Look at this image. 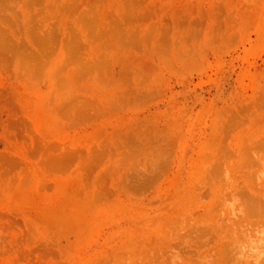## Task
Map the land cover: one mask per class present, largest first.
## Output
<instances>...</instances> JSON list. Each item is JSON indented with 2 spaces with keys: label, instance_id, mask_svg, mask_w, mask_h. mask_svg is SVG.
I'll return each instance as SVG.
<instances>
[{
  "label": "rangeland",
  "instance_id": "374dc122",
  "mask_svg": "<svg viewBox=\"0 0 264 264\" xmlns=\"http://www.w3.org/2000/svg\"><path fill=\"white\" fill-rule=\"evenodd\" d=\"M231 192L264 203V0H0V264H238Z\"/></svg>",
  "mask_w": 264,
  "mask_h": 264
},
{
  "label": "bare ground",
  "instance_id": "6f19581e",
  "mask_svg": "<svg viewBox=\"0 0 264 264\" xmlns=\"http://www.w3.org/2000/svg\"><path fill=\"white\" fill-rule=\"evenodd\" d=\"M231 193L234 197V201L236 200V203L239 201L245 206V211L239 206L238 208L235 207L236 205L232 207L231 248L233 257L238 264H264V203L258 199L256 201L253 199L252 201L247 200L251 203L247 204V202H244L245 197L241 196V192H238V194L234 192V194H237L236 198L233 192ZM238 195L242 198L239 197V199H237ZM247 209L248 212L246 211ZM239 213L241 215L243 213L245 216L248 215L249 219L250 217H252V219L249 221L241 220L243 221L241 223L236 219L241 216H239ZM242 216L244 219V215Z\"/></svg>",
  "mask_w": 264,
  "mask_h": 264
}]
</instances>
